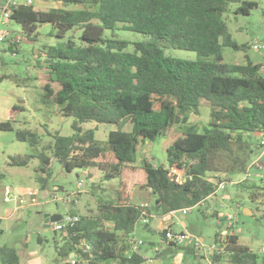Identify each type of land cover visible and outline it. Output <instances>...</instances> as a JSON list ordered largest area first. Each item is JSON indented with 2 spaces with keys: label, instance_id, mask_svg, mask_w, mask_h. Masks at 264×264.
Listing matches in <instances>:
<instances>
[{
  "label": "trees",
  "instance_id": "trees-1",
  "mask_svg": "<svg viewBox=\"0 0 264 264\" xmlns=\"http://www.w3.org/2000/svg\"><path fill=\"white\" fill-rule=\"evenodd\" d=\"M57 1L61 4L49 11L19 6L10 18L31 41L37 40L41 24L54 25L57 37L64 40L42 50L50 72L44 95L61 106L64 116L75 119V133L55 135L48 149L67 171L79 168L90 178L118 180L117 202H100L97 215L81 216L64 238L72 250L80 240L91 245L86 262L79 264H146L127 246L128 235L149 213L131 203L133 189L149 190L154 209L163 214L200 207L216 187L210 176L242 175L256 156L253 138L264 132L262 66L249 60L224 63L223 49H247L229 32L224 19L227 5L240 4L235 13L244 16L258 5L251 0ZM107 31L114 36L131 31L149 39L135 43L105 39ZM12 40L10 50L15 53L20 40ZM165 48L195 52L199 59H175ZM202 99L211 105L213 122L200 133L190 117L199 113ZM88 122L114 124L117 130L100 142L94 130H83ZM175 129L178 135L171 136ZM12 131L11 122L0 123V132ZM158 137L168 138L166 165L135 166L139 152ZM16 138L32 146L39 143L29 131H17ZM40 157L46 173L52 158L45 153ZM11 165L26 166L27 161L13 159ZM39 180L45 189V179ZM242 186L264 194V187ZM162 236L166 241L165 231ZM229 239L231 263L257 264V256L240 244L237 235ZM0 259L3 264L20 263L17 251L6 246L0 248Z\"/></svg>",
  "mask_w": 264,
  "mask_h": 264
},
{
  "label": "rangeland",
  "instance_id": "rangeland-1",
  "mask_svg": "<svg viewBox=\"0 0 264 264\" xmlns=\"http://www.w3.org/2000/svg\"><path fill=\"white\" fill-rule=\"evenodd\" d=\"M9 1L0 0V7ZM251 1H255L258 7L249 16L235 13L240 4L227 5L224 19L229 32L234 41L247 46V49L235 51L224 48V63L245 64L249 60L264 66V0ZM60 4L57 0H33V7L40 11H49ZM5 33L8 34L7 38L0 42V123L11 122L15 131L0 132V248L6 246L15 249L21 260H27L26 264H66L70 256L69 243L61 232L45 227L44 217L67 214L95 216L100 202H117L118 180H105L101 175L90 178L79 168L67 171L48 149L54 142L55 135L71 137L75 133L72 129L75 119L64 116L61 106L44 95V82L49 79L50 72L46 68L42 50L64 41L57 37L56 27L52 24H41L36 32L37 40L31 41L22 34L19 24L12 19L4 21L0 15V34ZM76 35L81 36V33ZM13 38L20 40V46H17L18 51L15 53L10 50ZM104 38L135 43L146 41L149 36L131 31H118L114 36L107 31ZM254 44L261 45V50H255ZM165 53L179 60L199 59L197 53L186 50L165 48ZM261 74L264 76V69ZM14 107H18V110L13 111ZM212 122L211 105L202 99L199 113L190 117V124L202 133ZM82 128L84 131L94 130L96 139L100 142H106L109 133L117 130L114 124L95 122L84 123ZM177 130L171 136L178 135ZM17 131L35 133L38 136V145L32 146L29 142L18 141ZM258 140V135H255L253 141ZM168 144V138L165 137H158L151 143L154 166L166 165ZM146 150L147 147L139 152L135 166L146 167ZM44 153L52 158L50 169L46 173L42 172L43 162L40 157ZM13 159L25 160L27 165H11ZM256 160L258 162L251 170V179L242 184H255L263 188L264 147L252 162ZM40 178L45 179V189L41 188ZM242 178L243 175H234L232 179L225 175L220 177L221 180H216V183L239 181ZM78 182H83L85 194H82L76 205L52 200L55 191H58L59 197L76 192ZM242 184H226V190L217 192L216 203L193 207L188 215H183V219L174 218L169 222L176 235L186 236L187 240L182 245L169 247L166 244L162 236L163 230L159 229L156 218L149 219L146 225L140 221L135 231L141 242L139 253L153 259L155 263L174 264L179 257H183L184 264H207L203 252L201 255L195 254L186 248V244L189 243V248L193 249L195 238H202L205 245L209 246L223 234L234 232L239 237L240 244L242 242L244 246L247 245L257 256V264H264V194L262 190L245 189ZM6 188L13 189L12 198L18 196L17 202L5 201ZM31 191L38 192L36 203L25 201L20 204V200H25ZM253 193L256 194L252 197ZM130 198L135 206L147 209L155 207L154 196L149 190L135 188L131 191ZM88 210L90 211L87 212ZM246 210L253 215L248 211L245 214ZM226 214H231L235 220L234 228L229 231L226 226L219 224V220H223ZM170 250L173 252L170 253ZM0 264H3L1 259Z\"/></svg>",
  "mask_w": 264,
  "mask_h": 264
},
{
  "label": "built area",
  "instance_id": "built-area-1",
  "mask_svg": "<svg viewBox=\"0 0 264 264\" xmlns=\"http://www.w3.org/2000/svg\"><path fill=\"white\" fill-rule=\"evenodd\" d=\"M33 5V0H10L5 6L0 7V15L4 21L6 19H10L12 15L13 9L18 8L19 6H32ZM4 23V22H3ZM8 34H0V42H3L7 38ZM15 41L12 40V43ZM18 42V41H16ZM253 48L255 50H261L262 46L259 44H254ZM259 140L256 142V150H257V155H259V151L264 147V132L258 134ZM258 160L252 162L246 173L242 174L243 178L239 181H221L218 183L214 189V193L210 197H216V194L220 190H226L228 185H240L244 182H247L251 179L252 174L251 170L252 168L257 164ZM192 176L189 177V180H192ZM228 184V185H226ZM76 192H72L70 194H66V196L59 197L58 196V191H55L52 195V200L57 202V201H62L65 204H74L80 194L84 192L83 189V182H78L76 184ZM13 189L12 188H6L5 190V201L7 203H10L12 201L17 202L18 196H15L12 198L13 195ZM208 199L202 201L200 203L201 206H205L206 202ZM25 200H20V204L24 203ZM199 205V204H198ZM197 205V206H198ZM196 207V206H195ZM18 209V208H17ZM192 208H186L180 211H173L170 214L174 217L177 216L178 213H182L183 215H188L191 211ZM148 214L145 213L142 218V223L147 224L148 222ZM81 221V217L79 215L75 214H67L63 217L60 218V221L57 223H54V230L61 232L63 236L69 237L71 232L74 230V228L78 225V223ZM220 225L226 226V230L229 231L230 229H233L235 226V220L232 217L231 214H226L223 220H219ZM163 231H165V237L166 241L169 243H176V244H182L185 242L186 236L182 235H176L171 227L165 228ZM234 232H231L229 234H223L219 242H215L212 245L206 246L203 244L198 238H195L194 240V249L196 250L198 255H201L202 252L204 253V258L208 262V264H223V262L230 261L232 256L234 255V252L232 250H229L230 246V239L229 237L233 236ZM73 237L76 238V234L73 233ZM127 246L129 248V252L131 253H138L140 251L141 247V242L138 240L136 237L135 233L128 235L127 237ZM74 253L73 257L70 259L71 264H79L81 262H86L84 260V255L90 253L92 251V247L90 244L87 242L80 240L75 244L74 246ZM218 259V260H216ZM146 263H152V260L150 259H145Z\"/></svg>",
  "mask_w": 264,
  "mask_h": 264
},
{
  "label": "crops",
  "instance_id": "crops-1",
  "mask_svg": "<svg viewBox=\"0 0 264 264\" xmlns=\"http://www.w3.org/2000/svg\"><path fill=\"white\" fill-rule=\"evenodd\" d=\"M264 69V66H262V70ZM262 72V71H261ZM150 145V144H149ZM147 148H148V146H147ZM151 148H152V146H151ZM151 152V151H150ZM255 155H257V153L255 154ZM86 175H87V173H86ZM222 176H225V174L224 175H222ZM221 175H216V176H210L208 179H209V181L210 182H212L213 184H215V185H217V183H216V180H219L220 179V177H222ZM227 176H229L231 179H232V177L234 176V175H227ZM93 178V177H92ZM221 180V179H220ZM87 193V192H86ZM37 194H38V192L37 191H31V192H29L28 194H27V196H26V198H25V201L26 202H28V199H29V201H33L34 203H36V199H37ZM82 194H85V191L82 193ZM82 194H80L79 196H78V198H77V200H76V202L74 203L75 205L77 204V202H78V200H79V198L82 196ZM208 200H207V202H206V204L207 203H210V202H213V203H216V201H215V199H216V197H208L207 198ZM154 201H155V199H154ZM152 208V207H151ZM90 210H88L87 212H89ZM182 213H178L177 214V216H172L170 213L169 214H163L160 210H155L154 209V207L152 208V209H150L149 208V213H148V220L149 219H153V218H156L155 220H156V222L158 223V225L160 226L159 227V229L160 230H164L165 228H167V227H171V225L169 224V222L171 221V220H173L174 218H176V219H178V218H181V219H183L184 217H183V214L181 215ZM75 215H77V214H75ZM179 215H180V217H179ZM79 216H82V215H79ZM61 217H63V216H61ZM146 225V224H145ZM172 229V228H171ZM153 231V230H152ZM203 244H205V240L204 239H202V238H198ZM218 239H220V237L218 238ZM165 241V240H164ZM166 242V244L169 246V247H175V246H170V244L167 242V241H165ZM176 244V243H175ZM183 244V243H182ZM182 244H177V245H182ZM241 244L242 245H244L242 242H241ZM149 245H151V244H149ZM186 246L188 247V250H190L191 252H194L195 254H197V252H196V250L194 249V247H193V249H190L189 247H190V244L189 243H187L186 244ZM247 246V245H246ZM74 249L72 250L71 248H70V246H69V253H70V256H69V261H67L66 262V264L67 263H69L70 262V259L72 258V255H73V253H74ZM173 252V250L171 251L170 250V253H172ZM139 253V252H138ZM140 254V253H139ZM143 256V255H142ZM178 258V257H177ZM143 259L145 260V259H150L149 257H146V256H143ZM205 259V258H204ZM150 260H152V263H150V264H165V263H155V261L153 260V259H150ZM205 261H206V259H205ZM207 262V261H206ZM228 262V261H227ZM227 262H223V264H231V262L230 263H227ZM27 263V260H21V258H20V263L19 264H26ZM34 264H40V262H33ZM147 264V263H146ZM172 264V263H171ZM174 264H184V261H183V257H179L177 260H176V262H174ZM207 264H208V262H207Z\"/></svg>",
  "mask_w": 264,
  "mask_h": 264
},
{
  "label": "water",
  "instance_id": "water-1",
  "mask_svg": "<svg viewBox=\"0 0 264 264\" xmlns=\"http://www.w3.org/2000/svg\"><path fill=\"white\" fill-rule=\"evenodd\" d=\"M151 146H152L151 144L148 145V148L145 151L146 152V161H147L146 167H148L149 169L153 168L154 167V163H155V161L151 158V152H150L151 151ZM28 201H29V199H28ZM247 211L248 210L245 211V214H247ZM248 212L251 213V215H253L252 212H250V211H248ZM44 218H45V220H44L45 227H51L52 229H54V223L59 222L61 216H49V215H46ZM51 223L53 224L52 226L50 225ZM72 257H73V255H72Z\"/></svg>",
  "mask_w": 264,
  "mask_h": 264
}]
</instances>
